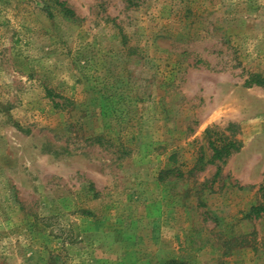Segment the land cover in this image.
I'll list each match as a JSON object with an SVG mask.
<instances>
[{"label": "rangeland", "instance_id": "1", "mask_svg": "<svg viewBox=\"0 0 264 264\" xmlns=\"http://www.w3.org/2000/svg\"><path fill=\"white\" fill-rule=\"evenodd\" d=\"M59 1L0 0V264H264V0Z\"/></svg>", "mask_w": 264, "mask_h": 264}, {"label": "trees", "instance_id": "2", "mask_svg": "<svg viewBox=\"0 0 264 264\" xmlns=\"http://www.w3.org/2000/svg\"><path fill=\"white\" fill-rule=\"evenodd\" d=\"M57 3L67 14L74 15L73 10L68 8L65 2L57 0ZM254 79L256 84L264 85V78L260 75H257ZM47 94L53 98L56 95L52 90L49 89L47 90ZM55 107L60 108L63 106H61L59 103H56ZM206 134L208 136L209 145L212 150V159L210 161L223 160L224 158L230 156L232 152L240 149V144L237 140L226 135L220 136L218 135V131L213 128H208L206 130ZM252 212L255 213L256 216L264 214V205L254 206L252 208Z\"/></svg>", "mask_w": 264, "mask_h": 264}]
</instances>
